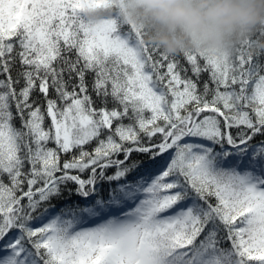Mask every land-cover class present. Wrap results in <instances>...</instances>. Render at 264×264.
<instances>
[{
    "label": "snow or ice",
    "instance_id": "obj_1",
    "mask_svg": "<svg viewBox=\"0 0 264 264\" xmlns=\"http://www.w3.org/2000/svg\"><path fill=\"white\" fill-rule=\"evenodd\" d=\"M146 35L122 0H0V264H264V28Z\"/></svg>",
    "mask_w": 264,
    "mask_h": 264
},
{
    "label": "clouds",
    "instance_id": "obj_2",
    "mask_svg": "<svg viewBox=\"0 0 264 264\" xmlns=\"http://www.w3.org/2000/svg\"><path fill=\"white\" fill-rule=\"evenodd\" d=\"M127 18L147 29L164 52H231L264 28V0H122ZM89 12L93 10H88Z\"/></svg>",
    "mask_w": 264,
    "mask_h": 264
}]
</instances>
